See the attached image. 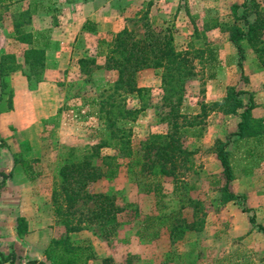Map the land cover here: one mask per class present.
Returning a JSON list of instances; mask_svg holds the SVG:
<instances>
[{"label":"rangeland","instance_id":"374dc122","mask_svg":"<svg viewBox=\"0 0 264 264\" xmlns=\"http://www.w3.org/2000/svg\"><path fill=\"white\" fill-rule=\"evenodd\" d=\"M82 1L87 0H68V7ZM243 1L122 0L123 5L116 9L120 14H110L111 20L113 17L116 19L113 29L98 30L90 36L83 31L86 30L84 27L77 24L68 29L71 34L65 40L66 46L73 48L92 43V50L76 48L69 59L68 53L51 52L52 61H62L64 67L58 76L51 78L56 86H50L51 89L42 96L28 92V89L35 90L38 86L36 77L41 70L36 68L34 77L27 81L23 90L20 88L16 104V90L26 83L25 73L32 70L24 62V51L31 45L16 40L15 17L27 12L20 18L24 21L22 29L27 33H43L51 40L60 37V34L52 33L51 25L61 21L64 8L56 6L57 2L53 0H10L0 8V44L4 40V45L0 46V57L12 54L19 64L15 71L7 69L4 79H0V153L8 150V157L16 153L19 158L29 160L32 166L34 177L29 179L18 165L22 172L15 184L20 186V192L16 191L17 186L11 187L7 200L19 197L25 204V213L30 220L22 217L27 229H31L27 232L31 233L36 252L64 229L62 222L52 214L50 198L53 180L68 148L75 146L83 152L85 146L96 143L104 131L102 120L96 113L98 105L91 104L90 99L106 87L107 81L115 78L114 72L104 67L107 44L124 27L136 37H143L148 24L157 33L172 34L176 48L188 49L190 56L194 55L195 49L209 45L217 58L211 64H204L200 57L193 59L195 74L185 84L181 108L188 117L202 114L196 119L199 123L188 129L183 139V145L192 153L179 171V186L188 196L200 201L197 217L202 218L203 223L198 230H187L176 240L169 238L166 231L155 240L139 237L136 231L143 216L160 211L173 213L178 209V197L173 193L172 177H163L165 197L161 200L164 206L160 207L161 203L155 204L152 195L143 192V179L124 166L117 177L100 179L92 184L89 191L114 196L119 204L133 202L137 216L133 217V212L131 216L130 213L121 214V224L116 233L107 237L100 224L91 219L93 203L83 200L75 208V218L81 220L82 228L71 237L91 241L96 258L89 264H264V233L256 226H264V135L233 136L239 116L209 106L225 96L228 86H233L244 91L240 95L244 103L253 101L252 116L264 118V69L258 66L253 49L246 41H241L245 54L241 70L237 64L238 53L229 40L228 31L210 23L211 19H216L222 24L235 22L244 27L243 20L237 16L246 15L252 21L255 14L249 2L248 9L241 7ZM258 1L264 7V0ZM119 15L121 20L117 22ZM28 17L30 21H27ZM57 44H60L59 40ZM81 58L93 59L94 62L80 63ZM161 72V69L149 68L137 73L138 85L151 90L152 107L134 121H117L119 126L131 129L134 149H138L139 141L148 134L164 133L168 129L167 123L161 121L157 114L161 109L155 107L162 103ZM211 73L214 74L212 77ZM55 99L58 102L56 107ZM127 101L138 105L134 96H129ZM203 104L207 105L205 112L201 110ZM218 138L229 140L227 149L234 174L229 189L238 195L225 204L217 202L219 186L224 182L213 146ZM4 188H0V199ZM9 208L15 215L16 210L12 206L1 210V214L4 216ZM191 214L192 209L186 208L183 217L191 219ZM251 218L254 222L250 221ZM8 231V227L5 231L0 230V236L7 235ZM40 260L51 264L44 255ZM27 261L15 255V264H26Z\"/></svg>","mask_w":264,"mask_h":264},{"label":"trees","instance_id":"16d2710c","mask_svg":"<svg viewBox=\"0 0 264 264\" xmlns=\"http://www.w3.org/2000/svg\"><path fill=\"white\" fill-rule=\"evenodd\" d=\"M10 0H0V8ZM248 2L255 17L250 21L246 15L237 16L242 19L244 27L237 23H219L211 19L213 27H219L228 31L229 40L236 47L238 53L237 64L242 70L244 59V48L241 41H246L253 49L258 66L264 69V7L258 0H244L241 4L244 10L248 9ZM235 6L234 9H236ZM27 12L16 15L13 23L16 40L31 45L24 51V62L31 68V73H25L28 81L34 77V69L39 68L41 73L36 77L40 82L44 78V71L49 65L47 50L50 47L49 38L43 33H27L22 29L24 21L20 20ZM1 18V17H0ZM30 21V17L27 18ZM56 22V21H55ZM92 22L86 21L83 25L86 30H93ZM186 50H178L174 43L172 34L157 33L151 26L146 25L143 37H136L131 30L124 27L119 30L111 43L107 44L105 53V69L113 71L115 78L107 81L106 87L96 96L90 99L91 104L98 105L96 113L102 120L104 131L99 140L85 146L83 152L75 146L68 148L62 164L59 166L57 175L53 180L51 190V209L55 219L63 224V232L50 239L46 245L43 255L51 264H89L96 258V252L89 239H75L72 233L82 228L81 220L75 218L76 205L83 200L93 203L91 210L92 221L100 224L105 236L116 233L121 224V214L133 212L137 216V207L133 202L119 204L116 198L106 193L90 192L89 188L100 179H112L118 176L122 167L126 166L132 174H137L143 179L142 190L147 195H152L155 204H160L165 193L162 188V178L172 177L173 193H177L178 209L173 213L151 212L146 213L140 220V227L136 231L139 237L155 240L168 232L172 240L179 239L187 230H198L203 219L197 215L201 209L199 200L194 199L180 190L179 171L187 162L192 153L183 145V139L188 129L199 123L196 119L202 114L198 113L188 117L181 110L185 95V84L189 78L194 76L193 59L202 58L204 64L217 61L214 49L205 45L203 48L194 50V55ZM7 59V60H6ZM80 63L94 62L81 58ZM19 64L14 55L5 54L0 57V79L3 80L6 70L15 71ZM161 69L160 87L162 91L160 106L157 114L160 120L166 122L168 129L164 133L148 134L139 141L138 149L132 145V131L129 128L119 126V120H136L147 108L152 107L151 90L137 83V73L143 69ZM214 74L211 73L212 77ZM3 87L5 86L4 81ZM243 90H237L228 86L226 94L219 101L209 104L210 107H219L224 113L237 114V130L233 136L237 138L254 137L264 135V118L252 116L254 103H244L240 98ZM134 96L138 105L128 103V97ZM12 99V98H11ZM12 106V100H10ZM205 104L201 110L205 112ZM240 110V111H239ZM197 130V129H196ZM229 140L216 139L213 146L217 159L220 162L222 178L224 182L219 186V197L217 202L225 204L237 198L229 189V183L234 179L232 165L227 145ZM15 165H20L29 179H33L32 166L27 159L19 158L14 153ZM0 188L5 184L10 173L0 171ZM164 205L161 203L160 207ZM186 208L192 209L191 219L183 217ZM123 212V213H122ZM169 220L165 221V219ZM165 218V219H164ZM171 218V219H170ZM25 219L17 218V233H27ZM254 222V218L250 219ZM258 230L264 233V226L256 224ZM0 264H15V254L9 252L4 254L0 250ZM26 264H46L43 260L30 259Z\"/></svg>","mask_w":264,"mask_h":264},{"label":"crops","instance_id":"0c3cea01","mask_svg":"<svg viewBox=\"0 0 264 264\" xmlns=\"http://www.w3.org/2000/svg\"><path fill=\"white\" fill-rule=\"evenodd\" d=\"M57 2L55 5L59 7L64 8V14L61 18V21L54 23L51 25L52 27V33L53 34H60V37H54L51 38L50 41V47L47 50V55L49 57V65L44 71V78L42 81L38 82V86L35 90H27L28 92L42 96L44 93L48 92V89H51L50 86L55 83H53V80L51 78H55L59 74V70L63 69L62 61H56L54 63L52 59L50 58L51 52H62V55H65L68 53V59L71 56V54L74 53L73 50L76 48L82 50H87L89 48L92 50V43L87 46H81L76 45L75 47L66 46L65 40L67 37L70 36V32L68 29L72 28L74 24H77L79 27H83L84 23L86 21L92 22V27H95V30H83L87 35L95 34L98 30L103 29H113L114 24H116V19L113 17V20H111L112 17H110V14L112 12H115L117 14H120L117 10L119 9L120 5H123L122 0H87L82 1L79 4H73L72 7H68V0H53ZM117 9V10H116ZM121 20V16L119 15L117 22ZM71 22V23H70ZM97 35H100L97 33ZM60 41V44H57V41ZM4 45V40L1 42L0 46ZM96 43L94 44V47H96ZM83 47V48H82ZM55 49V50H54ZM87 51V52H88ZM65 58V57H62ZM58 60V59H56ZM25 84L19 87L16 90V97L14 103L16 104V100L18 98V95L21 93V89L27 85V79L24 76ZM21 88V89H20ZM23 90V89H22ZM54 101L55 107L57 105V99ZM43 105V103H42ZM8 150L3 151L1 150L0 153V171L5 173H10L11 176L7 178L5 181V184L3 187L4 190L1 191V199H0V230H4L8 227L9 231L8 234H1L0 236V250L4 254H8L9 252H13L18 259H37L40 260L43 257V249H45V245L41 248V251L36 252V248L32 244L31 239V233H25L22 235H19L17 233V218L19 216H26V220L29 219V216L25 213V204L20 201L19 197H14L11 200H7V194H9V190L11 187L17 186V192H20V186L15 184V180L17 178L20 179V174L22 172V169L20 166L14 164L13 157L9 155V157L6 155ZM21 202V203H20ZM7 206L14 207V210H16V214H11L12 208H9V211L6 212V214L3 216L1 214V210H4ZM31 229L29 228L28 231Z\"/></svg>","mask_w":264,"mask_h":264}]
</instances>
